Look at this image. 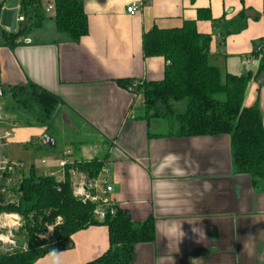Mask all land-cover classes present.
<instances>
[{"label":"crops","instance_id":"crops-1","mask_svg":"<svg viewBox=\"0 0 264 264\" xmlns=\"http://www.w3.org/2000/svg\"><path fill=\"white\" fill-rule=\"evenodd\" d=\"M81 1L89 31L79 42L51 30L46 25L52 22L49 19L10 49L1 36L2 30H10L1 24V14L18 11L20 0H0V87L36 83L61 99L47 126L22 127L15 112L6 113L0 123L3 135L18 126L7 143H29L36 151L47 147L46 153L56 155L59 140L63 146L54 161L56 168L44 173L52 171L58 179L60 161L74 165L101 160L113 185V205L126 209L134 222L151 217L156 223L154 242L137 245L131 264H264V192L254 188L248 175L235 172L230 137L166 135L175 127L170 122L146 121L142 93L133 94L119 85L121 79L141 83L163 79L164 58L144 57L145 32L196 21L198 33L212 36L209 63L219 69L222 80L226 74L250 75L244 104L257 106L264 122V74L256 75L259 61L253 57L258 47L264 50V0ZM42 2L45 10L54 5V0ZM133 2L141 3V9L131 16L126 8ZM241 15L247 21L245 29L226 38L213 23L232 22ZM2 103L0 99L3 110ZM178 103L171 106L180 112L183 105H174ZM165 126L170 130L160 132ZM45 136L54 139V147L43 145ZM168 152L180 154L183 174H155ZM82 176L88 179L77 170L71 179ZM173 223H182V239L166 237ZM193 227L203 233L194 234ZM71 238L70 247L61 251V264H84L109 248L104 225ZM51 259L47 254L34 264H50Z\"/></svg>","mask_w":264,"mask_h":264},{"label":"trees","instance_id":"trees-1","mask_svg":"<svg viewBox=\"0 0 264 264\" xmlns=\"http://www.w3.org/2000/svg\"><path fill=\"white\" fill-rule=\"evenodd\" d=\"M54 11L53 16H48L42 0H20L18 11L2 12L1 24L10 29L1 31L5 46L15 48L20 38L41 29L47 19L58 33L66 35L73 43L88 35L89 24L81 0H54ZM19 16L24 19L17 23ZM246 22L242 15L232 22L213 20L224 38L241 32ZM142 37L144 57H163L167 64L160 81H119L127 90L132 87L133 93H142L144 119L148 122L166 120L176 125L175 132L166 135L178 138L229 136L235 172L248 175L254 188L264 192V122L257 106L247 108L244 104L250 75L226 74L223 81L219 69L209 63L212 36L198 33L196 21H185L182 27L175 29L154 27ZM253 57L259 61L256 75L264 74V50L255 51ZM8 92L9 99L3 110L7 113L23 111L24 124L28 126H47L61 102L58 96L36 83L11 86ZM182 101H187V109L177 112L171 103ZM43 142L46 146L44 139ZM103 167L99 159L68 165L63 181L55 176H37L34 168L29 173L4 172L0 189L6 188L7 193H0V213L19 215L22 227L15 233L18 247L11 252L0 251V264H34L52 248L60 252L67 250L72 244V235L97 225L108 228L109 248L97 259L84 264H131L137 245L154 242L155 221L150 217L134 222L126 209L117 206H114V214L107 213L100 221L94 215L95 205L81 202L73 194L71 169L95 180ZM16 172L19 180L7 186L6 181ZM9 193L17 203H10ZM59 218L61 222L56 224ZM50 228H53L50 236L39 239L49 234Z\"/></svg>","mask_w":264,"mask_h":264},{"label":"built area","instance_id":"built-area-1","mask_svg":"<svg viewBox=\"0 0 264 264\" xmlns=\"http://www.w3.org/2000/svg\"><path fill=\"white\" fill-rule=\"evenodd\" d=\"M141 3L133 2L130 6H128L127 12L131 16L136 14L141 8ZM46 11L48 12H55L54 11V5H50L47 7ZM23 17L19 16V21H23ZM24 41V39H23ZM26 43H30L29 40H25ZM263 49V47H258L255 51L260 52ZM129 92L133 93V88L129 87L128 89ZM137 93V92H135ZM133 93V94H135ZM2 107H0V123L3 120V117L1 115ZM14 128L18 127L17 124L13 125ZM14 128L6 132L4 135L0 134V179L2 178V174L6 171L10 172H15L22 170L23 168V163L20 161L16 162H5L3 160V155H2V146L4 145L5 140H8L9 137L14 135ZM43 166L47 165V162L45 160L41 161ZM68 160H63L59 162V167L61 168V173H62V178L58 179V181H63L65 174H66V169L68 166ZM72 178H74L75 174L77 173V170L71 169L70 170ZM101 176L97 177L96 180H88L85 176H82L80 179L72 180L73 181V194L75 195L76 198H78L81 202H90L93 205H95V218L102 221L105 219L107 213H112L114 214L115 208L111 200V195L113 192V185L109 182L107 179V174L108 170L103 168L101 171ZM47 176L53 177L55 176V173L52 171L47 172ZM10 180H7V186H10ZM1 194H6L7 190L6 188H1L0 189ZM10 203H17L16 199H11ZM9 219V220H14L13 224L14 226H8L3 223L2 220ZM61 219L59 218L56 224L60 223ZM21 222V218L19 215H16L14 213L7 214V213H0V228L8 229L9 231L5 235H0V241H2L5 245H8L10 247L11 251L15 245H16V240H14V227H19ZM53 228H50L52 230Z\"/></svg>","mask_w":264,"mask_h":264},{"label":"rangeland","instance_id":"rangeland-1","mask_svg":"<svg viewBox=\"0 0 264 264\" xmlns=\"http://www.w3.org/2000/svg\"><path fill=\"white\" fill-rule=\"evenodd\" d=\"M53 13V12H51ZM51 15V14H50ZM49 16V15H48ZM49 19H47L48 21ZM51 30L55 29L54 25L52 22H47V24ZM1 85V84H0ZM3 88V90H2ZM2 91H5V93L3 94L4 96L3 97H0V99L3 100V103H5L8 99H9V92H8V87L5 88V87H0V92ZM2 94V93H1ZM0 94V95H1ZM2 103V104H3ZM4 105V104H3ZM174 105H178V106H182V107H178L181 111L180 112H184L185 109H186V105H187V101H182V102H179L178 104H174ZM7 112H5L4 110L1 111V115L3 117V120H5V115H6ZM9 114H11L12 112H8ZM7 113V114H8ZM15 118L17 119L18 123H19V126H22L23 127V124L25 123V120H24V116H23V111H18V112H15ZM25 115V114H24ZM161 121V120H160ZM162 124L164 125H167L168 124V121L164 120V121H161ZM173 127H175V129H177V126L174 125ZM170 130L167 126L163 127L160 132H163L165 133V131H168ZM3 128L0 127V134L3 135ZM4 142V145L2 146V155H3V160L5 162H10L11 161H16V159H20L23 163V168H22V172H25V173H29V171L34 168L35 170V173L37 176L39 175H44L45 173V170H47V168H54L55 167V159L58 157V156H61L60 154V149L61 147L63 146V144L60 143L59 140H57V145H56V149H55V153H57L56 155H49L48 153H46V149L47 147H43V151L41 150H34L33 147L29 144V143H26V144H12V143H7V141H3ZM49 150H54V149H49ZM42 160H46L47 162V165L46 166H43L41 161ZM56 168V167H55ZM20 178V175L16 172L13 176V185L16 184V182L19 180ZM10 194V193H9ZM8 197H10V199L13 197L12 194L8 195ZM3 214V213H2ZM17 215V214H16ZM4 224L8 225V226H14L15 224H13V221L14 220H9V219H3L2 220ZM58 221V219H57ZM56 221V222H57ZM61 222V221H60ZM22 221L20 222V225L19 227H14L13 228V231H14V236H15V233L16 231L22 227ZM9 230L8 229H4V228H0V235H5L7 234ZM52 233V231L49 232V234H46V235H41V237H39V239H47L50 234ZM14 240H16V245L14 248H17L18 247V240L16 239V236L14 237ZM26 247V246H25ZM13 248V249H14ZM13 249L11 251H13ZM10 250V247L8 245H5L2 241H0V251H3V252H11L9 251Z\"/></svg>","mask_w":264,"mask_h":264},{"label":"clouds","instance_id":"clouds-1","mask_svg":"<svg viewBox=\"0 0 264 264\" xmlns=\"http://www.w3.org/2000/svg\"><path fill=\"white\" fill-rule=\"evenodd\" d=\"M181 156L178 153L175 152H168L166 153L158 163L155 174H164L166 172H169L173 175H180L183 174L184 169L181 165ZM158 183H165V181H158ZM53 230V229H52ZM50 230V231H52ZM192 232L194 234L200 235L203 233V230L201 228L193 227ZM179 236L181 239L184 237L185 233L182 231V223H173L170 225L167 236L166 237H173ZM61 252L56 250L55 248H52L49 257L52 259L50 260V264H61L60 256Z\"/></svg>","mask_w":264,"mask_h":264},{"label":"water","instance_id":"water-1","mask_svg":"<svg viewBox=\"0 0 264 264\" xmlns=\"http://www.w3.org/2000/svg\"><path fill=\"white\" fill-rule=\"evenodd\" d=\"M244 74H245V72H243V75H244ZM1 93H2V92H0V94H1ZM44 139H45V143H46V145H47L49 148H52V147L55 146V141H54V139L49 138L48 136H45Z\"/></svg>","mask_w":264,"mask_h":264}]
</instances>
